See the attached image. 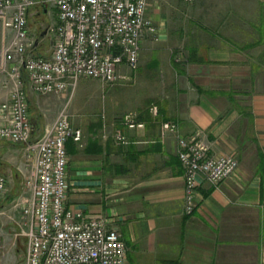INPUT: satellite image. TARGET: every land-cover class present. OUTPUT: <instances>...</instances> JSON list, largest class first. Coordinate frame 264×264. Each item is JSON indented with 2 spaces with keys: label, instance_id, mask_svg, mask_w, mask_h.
<instances>
[{
  "label": "crops",
  "instance_id": "obj_1",
  "mask_svg": "<svg viewBox=\"0 0 264 264\" xmlns=\"http://www.w3.org/2000/svg\"><path fill=\"white\" fill-rule=\"evenodd\" d=\"M165 1L150 0L159 39L143 40L139 67L121 64L126 78L103 92L84 86L70 105L83 138L66 143L68 206L118 228L126 264H264V0L182 1L178 24L167 20ZM6 98L0 85V103ZM127 112L144 127L130 128ZM40 119L51 124L54 112ZM164 121L176 122L178 132L162 136ZM196 131L211 142V154L236 155L239 166L219 185L201 180L188 215L178 134ZM34 165L25 143L0 139V173L9 180L0 264H24L21 214L12 204L28 192Z\"/></svg>",
  "mask_w": 264,
  "mask_h": 264
},
{
  "label": "built area",
  "instance_id": "obj_2",
  "mask_svg": "<svg viewBox=\"0 0 264 264\" xmlns=\"http://www.w3.org/2000/svg\"><path fill=\"white\" fill-rule=\"evenodd\" d=\"M193 3L195 0H182ZM150 0H0V79L7 98L0 103V139L27 145L34 157L26 178L27 193L14 201L21 212L26 236L25 264H126L127 245L118 228L102 217H88L68 206L70 191L66 143L81 145L83 132L74 127L68 103L55 122L34 138L29 92L62 94L72 98L82 78L113 85L126 78L120 65L139 67L145 38L159 39V28L149 14ZM53 8L55 21L46 34L48 55L40 39L30 32V15ZM46 12V9L43 13ZM151 110L157 114L158 107ZM130 128L144 127L131 112L124 114ZM178 132L174 121L161 123V134ZM119 138L125 139L122 133ZM211 142L200 131L178 134V155L185 170L184 212L198 205L201 180L219 185L234 175L236 155H213ZM9 190L7 175L0 173V200Z\"/></svg>",
  "mask_w": 264,
  "mask_h": 264
},
{
  "label": "rangeland",
  "instance_id": "obj_3",
  "mask_svg": "<svg viewBox=\"0 0 264 264\" xmlns=\"http://www.w3.org/2000/svg\"><path fill=\"white\" fill-rule=\"evenodd\" d=\"M165 3L167 5L171 4V9H169V11H167L166 15L167 20H169V22H174L176 24L181 23L182 22V0H167L165 1ZM46 9V12L43 13V11ZM43 10V8L41 9H37L35 12H33L30 15V19H29V26H30V32L32 34L35 35V37L40 39L41 42V52L44 53L45 55H48L50 53L51 50V38L49 37V35H47L46 33V29L49 25V23L55 21L56 16H55V12L53 10V8L49 7V10H47L48 8H45ZM153 18V17H152ZM128 84V88H130V83L127 82ZM0 85L3 86V89H7V87L4 85L3 82L0 81ZM116 85V84H115ZM114 85V86H115ZM86 86L87 91H94V92H103L104 88H106V84L99 82V81H95L92 80L90 78H82L79 80V82L77 83L76 89L73 93V96L71 99H69L66 95H63V98L60 99L57 96L55 97L53 94H44V95H32L30 93V105H31V113H32V117L38 121L37 123V128L34 131V138H37L38 136L42 135V133H44L46 127L50 126L51 124H53L55 122V119L57 117V114L59 112V110L66 105L68 102V111L72 116V112L70 110V105L72 104V101L74 100V98H76L77 96H80L84 93L83 92V87ZM90 89V90H89ZM92 94V93H91ZM100 95H104V93H100ZM107 95V94H105ZM104 95V97H105ZM55 97V98H54ZM82 98V97H81ZM43 104H47L50 105L52 104V110L50 109H44ZM58 106V107H57ZM56 109H54V108ZM50 112H54V121L51 124H48L47 122H45L43 120V124L41 123V118H46V120H50L48 119ZM47 123V124H46ZM4 199V198H3ZM0 200V205H1V201ZM8 211V210H6ZM5 210H0V213H7ZM12 212L14 214H17L20 212L19 208L16 207L14 205V201L12 204ZM21 214V212H20ZM22 219H19V223L21 224ZM18 234L21 236L22 238V242L20 243V250L24 253L22 261H24L25 264V256H26V247H27V240H26V236L22 233L21 229L18 232Z\"/></svg>",
  "mask_w": 264,
  "mask_h": 264
},
{
  "label": "water",
  "instance_id": "obj_4",
  "mask_svg": "<svg viewBox=\"0 0 264 264\" xmlns=\"http://www.w3.org/2000/svg\"><path fill=\"white\" fill-rule=\"evenodd\" d=\"M44 33H46V32H44Z\"/></svg>",
  "mask_w": 264,
  "mask_h": 264
}]
</instances>
